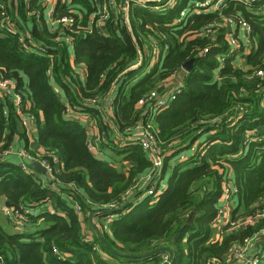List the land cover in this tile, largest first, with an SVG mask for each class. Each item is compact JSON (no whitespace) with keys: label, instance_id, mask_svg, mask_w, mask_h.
<instances>
[{"label":"trees","instance_id":"obj_1","mask_svg":"<svg viewBox=\"0 0 264 264\" xmlns=\"http://www.w3.org/2000/svg\"><path fill=\"white\" fill-rule=\"evenodd\" d=\"M200 1L0 0V79L14 82L20 114L33 118L50 167L45 183L2 156L16 140L27 142L28 132L12 98H0V200L24 219L12 234L0 225V264H163L165 253L145 256L161 247L172 251L170 264H223L264 228V219L232 232L227 224L214 238L229 171L233 220L264 208V80L256 76L264 70V16L225 1L223 16L241 17L251 29L250 52L230 55L221 18L203 13ZM102 14L107 19L96 28ZM212 21H219L213 40L199 37ZM179 73L175 100L151 121L162 158L154 174L150 154L132 136L147 122L144 100ZM94 127L104 138L96 147ZM90 142L125 167L97 158ZM134 194L120 211H94L118 208ZM93 212L108 223L89 239L83 225L94 231Z\"/></svg>","mask_w":264,"mask_h":264},{"label":"built area","instance_id":"obj_2","mask_svg":"<svg viewBox=\"0 0 264 264\" xmlns=\"http://www.w3.org/2000/svg\"><path fill=\"white\" fill-rule=\"evenodd\" d=\"M44 3H48L49 0H41ZM96 1V0H94ZM155 2H160L161 0H153ZM178 0H167L166 6H173L176 4ZM226 0H201L199 3V9L203 13L207 12H215L218 14V16L221 18L223 23V28H225V39L229 45V53L232 55L233 53H238L239 51H242L243 54H248L251 49V43H250V26L249 24L241 17H238L236 15H232L229 17H224L222 12V9L224 8ZM238 3H241L243 5H246L247 9L250 11V13L255 15H261L264 16V0H234ZM146 2H138V5L144 6ZM54 3L51 2V6H53ZM252 5L253 7H248ZM157 7L150 9V11H155ZM127 7L124 8V11H127ZM198 10V9H197ZM107 15H101L100 18L96 21L95 27L100 28L103 23L106 21ZM46 20L49 24L53 25L55 22L52 20V9L47 11ZM179 21V20H178ZM60 23H67L71 22V20L67 19H61L59 20ZM219 28V21H212L211 23H208L201 31L199 37L205 38L206 40H213L217 29ZM239 30H242L244 32V37L240 38L239 36ZM9 31V30H8ZM91 31V30H90ZM206 52L204 50L203 52H200L199 55H202ZM219 64L222 65L224 62V57L219 58ZM239 67H241V64L238 63ZM184 71V70H183ZM256 76L260 78L261 80H264V70H260L256 72ZM182 87V80L177 83V85L172 86L170 89L166 90L164 89L162 92L160 91H152L149 96L144 100V117L147 120L146 123L138 122V124L135 127V134L132 136L133 138L140 141L142 147L147 150V152L150 154L152 162H153V173H159L161 167H162V158L160 155V152L156 146L155 137L154 134L151 132V121L153 120V117L157 115L159 112L165 110L170 103H172L177 94L179 93V89ZM15 88L14 82L10 80H2L0 79V98L5 97H11L13 100L14 105L16 106V109L18 111V114H20V104H21V97L19 95L14 94L13 90ZM93 104H95V101H92ZM33 121L32 117H25L20 114V124L21 127L27 131L28 133L33 130V127L31 126V123ZM89 150L95 153L96 149L93 146L92 142L89 143ZM15 154L19 156L23 162L20 163V167L25 172H30V168L28 163L32 162H38L42 167H44L48 175H50V167L47 164V162L43 161L40 156L44 154L37 153V155L34 157L25 151H15L14 149H9L7 151H4L2 153L3 157H6L8 155ZM53 160L57 162L56 156H54ZM24 161H27L26 164ZM150 178V176L148 177ZM147 177L142 178L143 181L148 179ZM151 193V191H149ZM234 193L233 190H231L228 187H225L222 189V197L225 201H229L230 197ZM264 200V199H263ZM91 205V203H89ZM113 208V206H111ZM3 214L7 217V219L13 224L17 225V227H20L24 224V219L21 217L19 210L15 208H9L3 206L1 208ZM76 210L79 211V208L76 207ZM27 213V211H24ZM223 211H218L219 218L221 217ZM112 217L110 216L109 219ZM260 219H264V208L258 209L254 214L249 215L247 217H243L241 219H238L233 222H225L230 223L231 228L234 229H242L248 226H253L257 221ZM20 229V228H19ZM259 236L264 237V228L258 231L256 233ZM249 244V241H245L243 245H236L233 247L231 253L229 254L227 258V262L232 261L235 258H239L243 260V264H264V254H258L253 255L252 257L247 258L246 257V248ZM65 257H68V255H65ZM246 258V259H245ZM167 259V256H164V261Z\"/></svg>","mask_w":264,"mask_h":264},{"label":"crops","instance_id":"obj_3","mask_svg":"<svg viewBox=\"0 0 264 264\" xmlns=\"http://www.w3.org/2000/svg\"><path fill=\"white\" fill-rule=\"evenodd\" d=\"M244 32L242 30H239V36L240 38L244 37ZM177 76H183V74H180L177 75ZM176 76V77H177ZM177 84L178 82H174V84ZM173 85H167V88L166 90L170 89ZM175 86V85H174ZM106 113L105 114H110V111L108 109H106L105 111ZM91 122V120H86L85 123L86 125H89ZM93 124V123H91ZM89 132L90 134L92 135L93 137V144L94 146L96 147V145L98 144V142H100L101 140L103 141V137H101V134L99 133V130L97 128H92V129H89ZM115 138V136H113ZM13 148L18 151H26L28 153V151H32V152H37V153H42V150L41 148L38 146L37 142H36V133L35 131H31L27 134V142H25L24 139H18L14 142L13 144ZM30 154V153H28ZM96 155L97 158L109 163V164H115V160L113 158L114 155H112L111 152H109L108 150L104 149V150H101L98 152L97 148H96V151L94 153ZM6 159H9L10 161H13L17 164H20L23 162V160L15 155V154H12V155H8L5 157ZM117 160V159H116ZM26 164L28 163L27 161H24ZM29 165V168H30V164L28 163ZM117 165V164H115ZM121 168L125 167L126 164L124 163H121L119 164ZM31 169V168H30ZM38 177H40L43 182L46 183L47 181V178L49 177L48 173L47 174H38ZM165 178H167V175L165 176ZM222 189L225 188V187H228L230 188L231 190L234 191V193L232 194V196L230 197L229 201H225L224 198L220 197L219 199V203L217 205V208H218V211L221 210L223 211L221 217L219 218L217 224H216V229H215V232H214V238L217 239L220 235H221V229L223 228L224 225H229L230 226V223H225V222H233V221H236V220H233V212L235 210V208L237 207L236 206V199H237V196H236V188H235V185H234V178H233V174L229 171L227 174H225L223 177H222ZM161 188H165L166 187V179H164L161 183ZM1 202V205H0V211L1 208L4 206L3 203H4V198H1L0 200ZM94 211H99V210H94ZM4 220L1 221L0 220V225L3 227V229L7 232V233H15L14 229H13V224L5 218H3ZM241 219V218H240ZM88 220H89V216H88ZM89 224L93 227L94 231L90 230L87 225H83V229H84V232L85 234L88 236L89 239H91L93 237V235L97 232L96 230L98 228H100V225L104 224L105 226L107 225L108 223V220L106 218H101L99 217L96 213L95 215L93 216L92 218V223L90 221H88ZM38 223H41L40 221ZM97 228V229H96ZM12 229V230H11ZM236 230H240V229H234V228H231L230 226V229L229 231H236ZM27 231L31 232V233H34L35 229L33 228L32 230L30 228L27 229ZM249 241V244L246 248V257L249 258V257H252L253 255H258V254H264V237L262 236H259L257 234H255L253 237H251L250 239H248ZM166 254V253H165ZM167 255V254H166ZM69 256V255H68ZM246 259V258H245ZM213 264H218L216 262H214ZM223 264H243V260L239 259V258H235L233 259L232 261L230 262H227L226 261L223 263Z\"/></svg>","mask_w":264,"mask_h":264},{"label":"water","instance_id":"obj_4","mask_svg":"<svg viewBox=\"0 0 264 264\" xmlns=\"http://www.w3.org/2000/svg\"><path fill=\"white\" fill-rule=\"evenodd\" d=\"M191 66H192V61H189V62H187V63H185V64L183 65L182 69H183L185 72L188 73V72H190V70H191ZM30 168H31V170L35 171V172L38 173V174H47V173H48L47 170H46L44 167H42V166L40 165V163H38V162H32V163H30ZM141 191H142V188H141L138 192H141ZM135 196H136L135 194L132 195V196H130V197L127 199V201L124 202L122 205H120L118 208H114V209H106V210H100V211H98V213L105 214V213H115V212H117V211H120V210H122V209L126 206V204H127L128 202H130ZM94 215H95V212L89 214V221H90L91 223H92V218H93ZM96 229H97V228H96ZM97 232H98V229H97ZM98 233H99V232H98ZM159 253H161V254L166 253V254H167V259L164 261L163 264H170V262H171V260H172V251H171L169 248H166V247L158 248V249H156V250H154V251L148 253V254L145 255V256H152V255H156V254H159ZM122 256H123V257H130V256H128V255H122Z\"/></svg>","mask_w":264,"mask_h":264},{"label":"rangeland","instance_id":"obj_5","mask_svg":"<svg viewBox=\"0 0 264 264\" xmlns=\"http://www.w3.org/2000/svg\"><path fill=\"white\" fill-rule=\"evenodd\" d=\"M151 63H152V61H151ZM182 80V78H181V76H177V77H175V78H173V79H171L166 85H177L176 83L174 84V82H180ZM82 118H84L85 119V121L86 120H88V118L87 117H82ZM193 150H191V151H189V152H186L185 154H189V153H191ZM172 165V164H171ZM116 167L118 168V169H120L121 167H120V165L119 164H117L116 165ZM6 216L3 214V212L2 211H0V220L1 221H3L4 219L3 218H5ZM6 219H7V217H6ZM8 220V219H7ZM8 222H9V220H8ZM13 229H14V231L15 232H19L20 230H19V227H17V225H14L13 226ZM12 230V229H11Z\"/></svg>","mask_w":264,"mask_h":264}]
</instances>
